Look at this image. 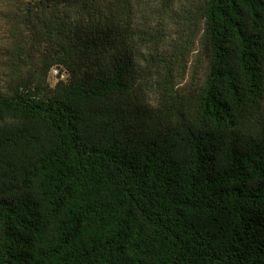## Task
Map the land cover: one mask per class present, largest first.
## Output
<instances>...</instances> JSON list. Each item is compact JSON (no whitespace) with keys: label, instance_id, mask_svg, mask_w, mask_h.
Here are the masks:
<instances>
[{"label":"trees","instance_id":"16d2710c","mask_svg":"<svg viewBox=\"0 0 264 264\" xmlns=\"http://www.w3.org/2000/svg\"><path fill=\"white\" fill-rule=\"evenodd\" d=\"M0 264H264V0H0Z\"/></svg>","mask_w":264,"mask_h":264},{"label":"rangeland","instance_id":"374dc122","mask_svg":"<svg viewBox=\"0 0 264 264\" xmlns=\"http://www.w3.org/2000/svg\"><path fill=\"white\" fill-rule=\"evenodd\" d=\"M178 1V3L180 2V4H181V6H187L188 5V3L189 2H194V3H196L198 0H177ZM159 21H160V19H159ZM167 21H168V23H169V27L166 29L168 32H173V30L175 29V27H177L176 26V24H177V19L175 18L174 20H172V21H169L168 20V18H167ZM154 23H156V21H154V22H151V24H152V28H153V30H157V28H162L159 24H154ZM3 28V27H2ZM56 72H58V71H56ZM51 73V76H52V74L54 75L55 73H53L52 71L50 72ZM53 78H51V79H49L48 80V83H49V85H53Z\"/></svg>","mask_w":264,"mask_h":264},{"label":"built area","instance_id":"2783aa9c","mask_svg":"<svg viewBox=\"0 0 264 264\" xmlns=\"http://www.w3.org/2000/svg\"><path fill=\"white\" fill-rule=\"evenodd\" d=\"M53 73H55L54 75L52 74V78H53V80L54 81H56V76H57V74H58V72H56V71H58L57 69H52L51 70ZM64 75H61V77H63Z\"/></svg>","mask_w":264,"mask_h":264}]
</instances>
